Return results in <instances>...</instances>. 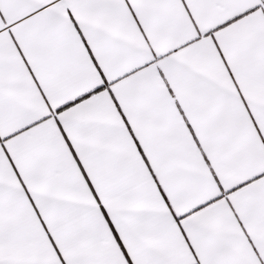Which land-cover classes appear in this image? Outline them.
I'll return each mask as SVG.
<instances>
[{
  "label": "snow or ice",
  "instance_id": "1",
  "mask_svg": "<svg viewBox=\"0 0 264 264\" xmlns=\"http://www.w3.org/2000/svg\"><path fill=\"white\" fill-rule=\"evenodd\" d=\"M0 264H264V0H0Z\"/></svg>",
  "mask_w": 264,
  "mask_h": 264
}]
</instances>
